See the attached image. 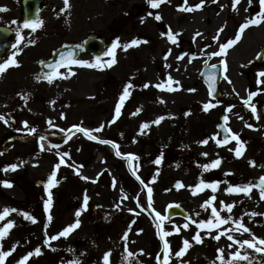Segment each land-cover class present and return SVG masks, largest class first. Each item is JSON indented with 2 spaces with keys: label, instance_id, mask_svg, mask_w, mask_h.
I'll list each match as a JSON object with an SVG mask.
<instances>
[{
  "label": "rangeland",
  "instance_id": "1",
  "mask_svg": "<svg viewBox=\"0 0 264 264\" xmlns=\"http://www.w3.org/2000/svg\"><path fill=\"white\" fill-rule=\"evenodd\" d=\"M53 1L64 5V0ZM199 2L187 0V6ZM179 3L186 6L184 0H172L155 9L147 7L145 0H83L84 13L88 15L79 24V4L56 18L47 9L41 19L44 26L52 25L32 32L34 45L25 42L20 45L21 54L16 58L21 66L9 68L1 83L4 100L0 104V115L8 123H0L4 136L15 132V142L4 139L7 152L0 157V212L5 208L17 210L0 221V227L9 221L15 222L0 241L3 250L15 249L6 264H18L37 247L42 254L33 255L27 264H69L74 259H79L81 264H104L103 257L109 251L110 264H128L124 260L126 247L135 253L130 258L131 264H163V241L152 209L166 217L169 205L184 208L191 220L197 222L211 219V207L215 206L221 216L242 218L251 229L250 233L231 231L229 234L235 240L264 238V199L260 190L254 187L250 195L226 191L230 186L256 185L264 177V121L246 110L241 102L254 88L264 89V84L257 81L260 71L249 62L251 50L256 52L257 48L264 47V23L247 31L244 41L225 58L228 79L223 76L221 97L217 101L210 100L205 83L199 77L205 64L220 63L222 58L210 54L218 51L219 44L233 39L237 28L250 18L249 7L256 8L260 0H252L251 5L249 0H241L235 11L233 0H218V3L206 0L202 10L193 12L180 11ZM149 12L153 15L149 16ZM156 14L162 17L160 22L155 19ZM91 19L93 22L87 23ZM162 24L173 35L179 33L176 37L179 44L172 45L169 37L161 35L159 26ZM221 28L223 31L218 32ZM197 32L202 35L196 36ZM90 33L111 38V45L116 40L122 45L133 39L148 42L126 51L118 48L117 63L111 68L81 71L80 66L72 65L74 76L63 68L60 72L68 75L66 79H55L51 84L37 80L38 64L48 58L52 50L64 41L77 42ZM214 36H219V41L214 40ZM181 51L188 56L178 59ZM108 59L110 57L106 56L102 61ZM169 76L179 82L172 85L176 91L155 86L167 85ZM129 83L133 85L129 90L131 94L116 118V106ZM145 84L149 87L145 88ZM14 88L16 91L12 93ZM17 98L19 104L15 103ZM209 102L215 106L204 111V104ZM229 107L231 112L227 111ZM225 115L229 117L226 126L239 134L245 144L240 157L230 151L239 146L231 140V134L229 143L216 144V139H221L217 124ZM159 117H164L161 123H153ZM146 122L150 126L141 133ZM74 126L90 130L102 127V130L93 131L98 137L94 141L76 131ZM33 128L35 133L30 131ZM69 129L72 130L70 138ZM99 140L111 141L119 146L122 154H134L139 159L129 161L126 155L117 156L112 143L104 144ZM204 140L208 143H201ZM65 152L69 155L65 163L60 164ZM161 157V163L156 164ZM216 159L221 160L219 167L206 171L203 165ZM13 164L17 165L15 170L10 168ZM57 164H60L58 169ZM133 168L143 184L133 175ZM54 171L58 183L48 189V180ZM85 176L89 179H83ZM201 180L219 182L217 191L205 188L194 195L192 188ZM4 181L12 186L5 187ZM40 181L45 184L37 187ZM176 181L184 187L175 188ZM148 188L152 189L151 208L147 207ZM49 190L53 203L45 210ZM85 194L89 198L86 209L83 208ZM213 195L216 197L213 205L204 207L205 201ZM221 202L234 204L232 212H227ZM92 206L97 209L95 216H91ZM77 211H81L80 226L66 238L46 242L74 223ZM23 212L34 216L37 222L26 219ZM253 212L258 215H250ZM191 220H164L163 230L172 233L165 237L172 252L169 264H220L218 249H223L226 260L231 259V254L226 252L241 250L226 235L217 241L213 239L217 230L209 234L207 230L198 229ZM186 223L188 228L185 229ZM176 228L180 231L176 232ZM234 228L231 222L222 226L224 231ZM197 231L202 243L193 240ZM125 233L127 241L123 239ZM185 239L192 246L183 257H177L175 252L183 247ZM242 251L253 257L254 264H264V255L251 249Z\"/></svg>",
  "mask_w": 264,
  "mask_h": 264
},
{
  "label": "snow or ice",
  "instance_id": "2",
  "mask_svg": "<svg viewBox=\"0 0 264 264\" xmlns=\"http://www.w3.org/2000/svg\"><path fill=\"white\" fill-rule=\"evenodd\" d=\"M206 0H200L199 3H197L196 5L193 6H187V0H184L185 3V7L181 8V11H185V12H193V11H197V10H202L203 6L205 4ZM213 3H218V0H212ZM149 5L155 9V8H159L161 4L165 3V0H148ZM241 3V0H233L232 3V8L233 10H237V5H239ZM252 0H249V4L251 5ZM261 3V7L264 8V0H260ZM72 7V4L70 2V0H64V8L61 9V11L64 12H68L70 11ZM6 9H0V11H4ZM149 16H152L153 13L149 12L148 13ZM155 19L156 20H161L162 17L159 14L155 15ZM13 23H16V21H13ZM262 23H264V11H261L259 13L258 16L256 17H251L249 19H247L245 21V23H243L240 27L239 30L237 32V34L235 35V37L233 39H229L226 42L219 44V49L218 51L212 52L210 55L213 57H221V61L220 64L223 65V71L225 73H227L228 71V64H227V60L225 59L227 54H228V50L231 49L233 46H235L241 39L243 36V33L245 32V30L249 27L252 26H260ZM44 27V21L42 19H40L39 17H37L36 19H27L23 22L22 24V28L23 29H28L31 32L35 33L37 30L42 29ZM223 29H219L218 32H222ZM179 35V33H177L176 35H173L170 31L168 33V37L171 40V42L173 44H177L178 40H177V36ZM202 35L201 33L197 32L196 36H200ZM214 40L219 41V36H214L213 37ZM25 40V36L23 35V33L21 32L20 28L18 27L16 29V42L12 45V48L14 49V51L12 52L11 56H9L6 60H4L3 62H0V78H2L3 74L10 68V67H20V61L16 58L19 54H21V50H20V45L24 42ZM148 41H141L138 39H133L131 42L127 43V44H121L119 40H116L115 42L112 43L111 47L106 51L105 55L110 57V59L106 60V61H102L101 58L99 56H97L95 58V62H89V61H84L81 59H77L75 58V51L71 50L68 52H61L60 53V59L57 63L55 64H47L45 65L48 68H51L52 71L51 72H45L42 76H37V80L40 79H45L47 80L48 83H53L55 79H66L68 78V75H76L75 72L72 71L71 66L72 65H78L80 67H88V68H95V69H99V70H104L106 68H111L113 65H115L117 63V59H116V50L118 48H122L123 50H127L133 46H138L141 43H147ZM29 44H35L36 41L34 39H29L28 40ZM182 57H178V59H181ZM260 58H264V53H259L257 56V59ZM42 65L45 64L44 61L40 62ZM64 67L68 69V75H65L64 73H61L60 71H58L59 68ZM211 69L213 70L212 74L208 75V80H209V88H210V92L212 90H214L215 88V82H216V75H215V70L218 68V65L216 64H212L210 65ZM258 78L260 77H264V71H260L257 73ZM224 79H228L227 75L224 76ZM231 82V81H229ZM174 83H179L178 81H173L172 77L169 76L168 81H167V85L165 83H159L157 85H155L157 88H160L161 90H167L169 92L171 91H176L177 89L174 88L172 85ZM258 83L260 84H264V79H258ZM133 87V85L131 83H129L123 90L122 95L120 96L119 99V103L116 106L115 109V117L118 118L121 115V108L124 105L125 100L130 96V89ZM145 88L149 87L148 84L144 85ZM190 91H194L190 90ZM257 92H249L248 94V98L244 100V104L248 107H250L251 111L255 114L257 112L256 107L251 103L252 101V97H254L255 95H257ZM24 99H27V97H24ZM215 105L211 102L209 103H205L204 104V111H208L210 108L214 107ZM231 107H229L227 109L228 112H231ZM164 119V117H159L157 120H155L153 123L159 125L161 123V121ZM224 121H225V126L224 127V131L225 133H230L231 134V140L236 141V143L239 145L237 148L235 149H230V151H235V154L237 157H240L243 155L244 151H245V144L244 142L240 139L239 134L233 132L230 128H228L226 126L227 121L229 119V117L227 115H225L223 117ZM257 119H259V116H257ZM0 121H3L5 124L8 123L7 119H5V117L3 115H0ZM113 123L115 122V119L112 121ZM25 123V127H27V122ZM49 123H51L49 121ZM149 123H144L141 127V133H143V131L145 129L149 128ZM249 128L252 127L251 124L247 125ZM76 128V131L78 132H82L84 133L85 136H87L88 139L90 140H98V137L93 135V131H101V128H97L94 130H90L87 128H83V127H79V126H74ZM31 132L35 133V129H30ZM61 131H64L63 129H61ZM71 129L68 130L69 133V138H70V134H71ZM41 139H44V137H41ZM100 143H104V144H108V143H112L113 147H115L117 149L116 155L117 156H127V159L129 161H134V160H138L139 157L135 156L134 154H122L119 151V146L116 145L115 143L108 141V140H99ZM201 143L203 144H207L208 141L204 140L201 141ZM227 143H229V139L226 136L224 139H216V144L217 145H226ZM43 147V146H41ZM53 147H59L58 145H54ZM69 154L67 152H65L63 155H61L60 157V164H64L65 163V157H67ZM205 155H207L205 153ZM162 160V157L160 159H157L155 161L156 164H160ZM252 164V166H255V161L250 162ZM60 164L56 165V168L58 169ZM221 164V160L220 159H216L214 161H212L210 164H205L203 165L204 169L207 171L209 169H213V168H217L219 167V165ZM10 168L12 170H15L17 168V165L13 164L10 165ZM8 169H5V171H7ZM77 174H79V172H77ZM133 175H136V169L133 168ZM83 179L87 180L89 179L88 177H83ZM136 179L140 180L141 184L144 183V181L140 178V176L136 175ZM57 180H56V172L54 171L51 174V177L48 180V184H47V188L51 189L52 187H55L57 185ZM115 183V182H114ZM5 187H11V183L8 181H4L3 182ZM218 184L219 182H215V183H205L203 180H201L200 184L195 186L194 188H192L193 194H198V192L202 191L205 188H211L213 192L217 191L218 188ZM146 186V185H145ZM177 188L180 187H184L183 184L178 183L176 185ZM254 187H257V185L248 183V184H243V185H236V186H230L226 189V191L229 194H240L243 193L245 195H250L251 191ZM259 190H260V195H261V199H264V177L260 178L259 181ZM127 197L125 196V199ZM88 196L85 194L84 196V201H83V208L86 209L87 205H88ZM216 200V197L213 195L209 200L205 201V205L204 207H208L213 205V202ZM148 208L152 207V189L148 188ZM52 193L49 190L48 192V199L45 203V210H49L52 206ZM222 207L224 209L227 210V212L231 213L232 209L234 207V204H224L223 202H221ZM176 207H180L179 205H175ZM169 207H172V205H169ZM153 212L155 213V217L158 220L157 223V228L160 229L159 232V237L161 239V241H163V249H164V257H163V264H169V258L170 255L172 254L171 252V248H170V244L168 242V240L165 239L166 236L171 235V232H166L163 230L162 225L165 219H167V217L163 216L160 212L156 211L154 208L152 209ZM17 211L16 209H8L5 208L3 210V212H0V221H4L5 218L7 216L10 215L11 212H15ZM22 215L32 221L33 223H36V218L32 215H30L27 212H23ZM81 215V211H77L76 212V221L72 224H70L69 226H67L66 228H64L60 233H58L57 235H54L52 237L49 238L48 241L49 242L51 240H56L59 239L60 237H67L71 232H73L75 229H77L80 226V220L78 219V217ZM250 215L252 216H256L258 215L257 213H251ZM211 219L205 220V221H200L197 222L196 220H191V218H189L191 220V222L193 224H196L198 229L201 230H207V232L210 234L213 230H217L218 234L215 235L213 237V239L219 241L221 236H227V239L230 241H233L235 244L239 245V248L241 250H238L234 253L231 254V259H225V256L223 254V249H218V259L220 261V264H240V262H246V264H254L253 261V257L251 255H249L248 253L242 251L244 249H251L253 250L255 253L258 254H262L264 255V238H256L254 237L253 239H245L243 241L240 240H235V238L229 234L231 231L235 230V231H242L245 233H250L251 229L248 228L244 223H243V219L240 218L238 220H234L231 216L228 217H223L220 215V212L218 211V209L213 206L211 207ZM49 221H51L52 217L51 215H49L48 217ZM232 223L235 225L234 229H228L227 231L222 230V226L223 225H227L229 223ZM15 226V222L14 221H9L7 224L3 225L2 227H0V241L3 240L4 237H6L9 233V231ZM183 227L186 229L188 228V224H184ZM176 232H179L180 229L176 228L175 229ZM123 239L125 241H127L128 237H127V233H125ZM193 240H195L196 243H202V237L200 235V232L197 231L196 234L193 237ZM191 242L187 239H185L183 241V247L175 252V255L177 257H183L187 250L191 247ZM229 247H231V245H229ZM15 251V249H10L8 251L3 250L2 244H0V264H6L7 258L9 256L12 255V253ZM125 252H126V256L124 257V260L128 261V264H131V259L135 253L129 251L127 249V247L125 248ZM143 252V250H141V253ZM41 253V249L39 247H37L34 252H29L27 253L19 262L18 264H27L28 260L33 256V255H40ZM110 257H111V251L105 253L104 257H103V262L104 264H110ZM157 260H160V257H157ZM69 264H81L79 259H74L72 261L69 262ZM215 264V262H214Z\"/></svg>",
  "mask_w": 264,
  "mask_h": 264
},
{
  "label": "flooded vegetation",
  "instance_id": "3",
  "mask_svg": "<svg viewBox=\"0 0 264 264\" xmlns=\"http://www.w3.org/2000/svg\"><path fill=\"white\" fill-rule=\"evenodd\" d=\"M23 1L24 0H0V9H6L4 11H0V27H5V28L10 29L12 31V37L10 39V41H11V49H12V45L16 42V29L18 27L20 28V30H22L23 34L26 35L24 42L27 43L28 45H33V44H29L28 43V40L31 39V35H33L32 32L30 30H28V29H23L22 28V24L25 21V16H24L25 12H24ZM77 1L78 2L72 1L71 4H72V6L74 4H79L78 10H77V15H78L77 16V21H78V24H79V23L84 22L85 16H87L88 13L87 14L84 13L83 0H77ZM63 8H64V5H56V2L53 1V0H43L42 5H41V10L42 11H45V10L48 9V11L51 14H53L55 16V18L58 16V14H62L63 11H61V9H63ZM13 21H16V23H13ZM92 22L93 21L91 19L87 23H92ZM47 24H48V26L52 25V23H47ZM48 26H44V27H48ZM253 27L254 26H252V27H250L248 29H252ZM93 34H96V33H90L87 36L81 38L78 42L83 41L89 35H93ZM244 39L240 40L237 43V45L235 46V48L237 46H239L244 41ZM107 40L111 44V38H109ZM257 46H259L258 43H257ZM263 48L264 47H261L259 49L257 48L256 52H254V50H251V52L252 51L253 52L251 53V57L249 59L250 66L251 65H256V67H257V69L259 71L264 70V58L257 59L258 54L262 53V49ZM8 53L9 52H7L4 56H2L0 62H3L4 60H6L9 57ZM80 59L84 60V61H89V62L94 61L92 59V57L89 56V55H84ZM10 68H14V67H10ZM85 70L86 71H89V70H93L94 71L95 68L81 67V71H85ZM9 72H11V71H9ZM4 77H5V74H3L2 78H0V104H1V102L3 100V95H4L3 94V90H2V84H3L2 81H3ZM258 79H264V77L258 78V76H257V81H258ZM254 89L251 92H257L258 94L255 95L254 97H252V104L257 109V112L255 113L256 116H259L260 121L263 122L264 121V89H262V90H260V89L254 90ZM14 90H15V88L12 89V91H14ZM12 93H14V92H12ZM248 94H247L246 98L248 97ZM243 99H241V100H243ZM15 103H19V99L18 98L15 99ZM245 109L250 111V112H252L250 107H248V106ZM15 125H16V122H15V120L12 119V126L15 127ZM0 143H1L0 144V157H1V156L4 155L5 152H7V151L4 150V145H3V143H4V129H3V125L1 123H0ZM214 233L215 232H213L212 234H214ZM214 243H217V242H214ZM232 252L233 251L230 250V252H226V253L232 254ZM258 258H261V257L258 256Z\"/></svg>",
  "mask_w": 264,
  "mask_h": 264
},
{
  "label": "water",
  "instance_id": "4",
  "mask_svg": "<svg viewBox=\"0 0 264 264\" xmlns=\"http://www.w3.org/2000/svg\"><path fill=\"white\" fill-rule=\"evenodd\" d=\"M26 5V13L28 18L35 19L37 17V14L39 12V6H40V0H28L25 3ZM162 32L167 35V31L165 27H162ZM5 30L0 29V55L6 50L8 46V37L9 35L4 32ZM82 46V51L79 49ZM74 50L75 51V58H77L80 54V52H88L93 54L95 57L99 56L102 57L105 53V44L104 41L96 38V37H90L88 38L83 44L79 45H65L63 48L55 51L52 54V58L45 62L44 65L41 64V73L42 76L45 72H51L52 69L46 67L47 64H55L60 59V53L61 52H68ZM213 70L211 69L208 73H203L202 76L205 78L207 84L209 85L208 75L212 74ZM216 75V82H215V88L212 90V94L215 98L219 96V84H220V70L219 67L215 70ZM219 129L221 133L223 134V139L226 137L225 131L223 128V124L219 126ZM178 183H176L177 185ZM259 185V183H258ZM96 209L93 207L92 213L95 214ZM168 215L170 218H184L188 219V214L181 208L172 206L168 209Z\"/></svg>",
  "mask_w": 264,
  "mask_h": 264
},
{
  "label": "bare ground",
  "instance_id": "5",
  "mask_svg": "<svg viewBox=\"0 0 264 264\" xmlns=\"http://www.w3.org/2000/svg\"><path fill=\"white\" fill-rule=\"evenodd\" d=\"M226 0H224V2H225ZM261 30V29H260ZM257 41V40H256Z\"/></svg>",
  "mask_w": 264,
  "mask_h": 264
}]
</instances>
